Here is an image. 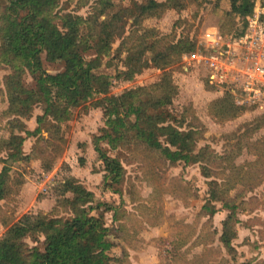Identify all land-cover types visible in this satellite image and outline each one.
<instances>
[{"label":"trees","instance_id":"1","mask_svg":"<svg viewBox=\"0 0 264 264\" xmlns=\"http://www.w3.org/2000/svg\"><path fill=\"white\" fill-rule=\"evenodd\" d=\"M88 1L78 0V3ZM91 1L92 9L84 16L71 11H49L51 0H0V67L6 66L10 70L3 77L12 108L9 113L19 115L15 117L18 123L14 119V122L9 121L10 137L0 142L7 149L1 159L0 201L12 189L13 178L7 162L22 160L25 163L33 153H23L14 126L18 125L30 134L39 130L25 129L20 119L22 115L31 112L34 106L40 108L36 121L51 133L48 146L42 145V148L50 152V158H55L64 147L61 122L70 120L78 106H100L104 128L94 144L103 164V182L113 191L121 192L119 184L126 173L119 154H113L118 150L153 153L159 160L170 163L178 160L198 162L205 176H210L215 169L225 168L220 186L209 182V196L211 201L220 202L228 210L222 220L219 240L228 252H234L232 239L237 235L238 221L236 199L240 194L230 197L228 191L238 183L246 184L240 181L241 173L246 175L253 173L252 169L261 170L264 134L252 149L257 157L255 163L245 169L234 162L237 146L221 155H217L209 144L198 147L201 136L195 119L187 121L185 113L176 114L166 108L172 102L175 88L170 69L166 68L177 62L182 54L196 50L194 38L144 30L131 43L122 39L112 52L113 44L124 33L127 17L132 16L133 23L140 26L147 17H159L171 8L179 11L190 1L200 3L202 0H143L134 10L129 7L112 9L113 0ZM213 4L215 8L223 9L220 30L226 33L236 28L242 33L254 14L256 0H215ZM260 5L264 7V0H260ZM91 49L95 55L88 58L85 54ZM123 51L125 56L121 59ZM148 51L154 66L162 69L158 85L139 84L111 94V79L98 71L101 66L109 65L110 59L118 57L125 69L116 76L130 79L133 63L140 61ZM51 64H56L57 68L48 69ZM27 72L35 80L32 88L24 82ZM234 97L226 91L211 100L209 109L221 118L235 117L243 107ZM263 127L264 114H261L245 122L243 134ZM99 141H105L111 153L103 150ZM36 156L43 160L42 151H37ZM50 158L43 167L51 168ZM263 176L262 173L258 179L250 177L248 187L259 184ZM59 187L61 197L51 211L60 206L69 215L52 212L21 215L0 235V264H112L113 260H120L114 255V242L108 236L111 226L102 223L101 216L93 213L103 205L96 200L94 192L75 177L66 179ZM67 192L72 195L67 196ZM202 208L210 214L218 210L215 203ZM234 264L264 262L250 259Z\"/></svg>","mask_w":264,"mask_h":264},{"label":"rangeland","instance_id":"2","mask_svg":"<svg viewBox=\"0 0 264 264\" xmlns=\"http://www.w3.org/2000/svg\"><path fill=\"white\" fill-rule=\"evenodd\" d=\"M141 1L113 0L112 9L129 7L134 10ZM214 1H190L182 10L171 8L159 17L143 19L140 26H136L133 17L129 16L124 33L113 44L112 52H115L122 39L131 43L144 30L155 31L159 35L175 33L178 37L188 35L194 38L197 41L196 50L182 54L177 62L166 68L170 69L175 87L172 102L166 108L176 114L185 113L187 121L195 119L201 136L198 147L209 144L217 155H221L237 146L234 162L247 169L257 159L252 149L264 134V127L247 135L243 134L246 131L244 124L264 114V83L259 84V92L252 90L246 95L248 101L241 103L243 108L235 117L221 118L214 115L209 109L211 100L221 97L226 91L240 99L244 93L232 89L240 86L242 75L233 72L224 62L221 71L209 67L208 61L218 49L209 38L218 34L229 35L230 45L233 43L232 47L237 50L236 56L241 60H245V55L249 58L239 65V69L243 70L248 62L253 65L250 61L252 56L234 37L249 28L261 37L260 50L264 52V7L260 5V0H256L248 27L242 33L236 28L223 33L220 30L223 9L215 8ZM92 6L91 0L86 4L78 3V0H51L48 10L71 11L85 16ZM225 48L227 45L222 47ZM94 55L93 49L85 54L88 58ZM124 56L123 51L120 58ZM120 58L113 57L109 65L103 64L98 70L111 79V94H118L139 84L157 86L160 82L162 69L154 66L150 51L140 61L133 63L130 79L116 76L125 69ZM54 68H57L56 64H51L48 69ZM9 71L6 66L0 67V142L11 135L9 121H16L15 117H19L9 113L12 108L3 81ZM24 82L29 88L35 85V80L28 72ZM40 112V108L34 106L31 112L20 117L25 129L32 131L39 128L36 133H26L18 125L14 126V134L19 136L23 153H33L25 163L22 160L7 162L13 181L9 195L0 201V235L24 213L69 215L60 206L51 210L61 197L59 185L75 177L94 192L96 200L103 203L93 213L101 216L102 223L111 226L108 236L114 242V255L120 259L113 260L112 264H234L250 259L264 262V176L259 184L248 187L250 177L258 179L264 174L262 162V171L252 169L253 173H247V176L241 173L240 181L246 184L238 183L228 191L230 197L240 194L236 199L237 235L232 239L235 250L230 253L219 240L222 220L228 210L220 202L211 201L209 196V182L220 186L225 168L215 169L210 176H205L198 162L178 160L170 163L159 160L153 153L118 150L113 154H119L126 171L123 182L119 184L121 192L118 193L103 182V164L94 144L95 138L104 128L102 107L88 104L78 106L70 120L61 122L64 147L55 158H50V152L42 148V145L48 146L51 133L45 125L37 123L36 115ZM99 146L111 153L105 141H99ZM37 151L43 152V160L36 156ZM6 152L7 149L0 144V169L1 159ZM49 158L51 168L47 169L42 164ZM66 195L72 194L67 192ZM212 203L218 208L214 214L202 208Z\"/></svg>","mask_w":264,"mask_h":264},{"label":"built area","instance_id":"3","mask_svg":"<svg viewBox=\"0 0 264 264\" xmlns=\"http://www.w3.org/2000/svg\"><path fill=\"white\" fill-rule=\"evenodd\" d=\"M257 19L255 20V22ZM249 23L245 26L244 29L248 27ZM229 35H219L216 37L211 36L209 39L213 40V44L218 48L215 49L216 54L212 56V59L208 61L209 67L216 70H222V63L224 62L227 67L231 68L233 72L242 75L240 78V86L232 88L234 92L238 89L240 93H244L242 95V99L235 97L236 103L241 105V103L248 101V93L252 90L255 92H259L260 86L259 84L264 83V52L260 50V41L261 37L257 33H253L249 28L244 30L243 34L238 37H234L237 39L236 41L240 44L244 45V49L249 52L252 56L250 61L253 62V65L248 62V64L243 67V70L239 69V65L243 62H246V59L249 60L248 56L245 55V60H241L238 56H236V48L230 45ZM264 42V39H263ZM224 45H227V48L222 49ZM254 46V49L252 47ZM185 56V55H184Z\"/></svg>","mask_w":264,"mask_h":264}]
</instances>
